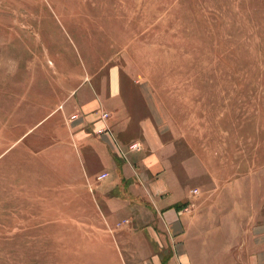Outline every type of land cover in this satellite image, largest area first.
Returning <instances> with one entry per match:
<instances>
[{"label":"rangeland","instance_id":"374dc122","mask_svg":"<svg viewBox=\"0 0 264 264\" xmlns=\"http://www.w3.org/2000/svg\"><path fill=\"white\" fill-rule=\"evenodd\" d=\"M114 69L154 90L173 155L192 158L182 209L195 258L251 249L264 207V0H0V264H153L170 252L148 196L110 221L73 175L74 101L84 88L105 95Z\"/></svg>","mask_w":264,"mask_h":264},{"label":"crops","instance_id":"0c3cea01","mask_svg":"<svg viewBox=\"0 0 264 264\" xmlns=\"http://www.w3.org/2000/svg\"><path fill=\"white\" fill-rule=\"evenodd\" d=\"M127 75L124 85L118 69H114L108 76L105 95L88 98L89 88H84L78 93L80 105L74 101L68 127L75 146L72 165L76 182L89 185L92 198L101 201L98 206L107 209L110 221L124 217L130 207L149 197L151 210L147 213L160 228L164 226L173 243L167 256L158 257L153 264H264V207L260 223L253 228L251 249H225V256L234 257L224 262L206 258L214 252L204 247L200 253L205 257L195 258V249L188 240L186 212L182 209L190 201L192 191V158L180 160L173 155L176 135L171 136V125L154 90L137 86L138 78ZM135 96L142 101L141 110L131 105ZM186 142L187 149H193ZM133 144L137 148H132ZM102 173L107 176L97 180ZM124 178L130 180L128 190L124 189ZM121 186L124 190H120Z\"/></svg>","mask_w":264,"mask_h":264},{"label":"built area","instance_id":"2783aa9c","mask_svg":"<svg viewBox=\"0 0 264 264\" xmlns=\"http://www.w3.org/2000/svg\"><path fill=\"white\" fill-rule=\"evenodd\" d=\"M103 116L107 117V113L104 112ZM131 147L132 148H137V144H133V145H131ZM106 176H107V173H102V174L97 176V180H101V179L105 178Z\"/></svg>","mask_w":264,"mask_h":264}]
</instances>
